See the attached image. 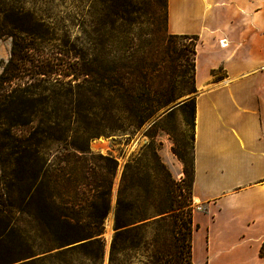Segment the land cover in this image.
<instances>
[{"label":"rangeland","instance_id":"obj_1","mask_svg":"<svg viewBox=\"0 0 264 264\" xmlns=\"http://www.w3.org/2000/svg\"><path fill=\"white\" fill-rule=\"evenodd\" d=\"M165 9V0H0V71L10 55L6 32L24 35L25 27L42 56L80 58L84 68L73 80L0 88V264L187 261L186 206L174 226L162 216L190 199L183 171L192 160L193 39L167 31ZM106 189L101 230L87 238L101 240L99 257L94 245L60 243L55 219L95 221L89 203L70 210L79 209L75 196ZM117 199L130 228L111 258ZM157 249L168 256L157 258Z\"/></svg>","mask_w":264,"mask_h":264},{"label":"crops","instance_id":"obj_2","mask_svg":"<svg viewBox=\"0 0 264 264\" xmlns=\"http://www.w3.org/2000/svg\"><path fill=\"white\" fill-rule=\"evenodd\" d=\"M166 11L169 33L196 38L191 262L264 264V0Z\"/></svg>","mask_w":264,"mask_h":264},{"label":"trees","instance_id":"obj_3","mask_svg":"<svg viewBox=\"0 0 264 264\" xmlns=\"http://www.w3.org/2000/svg\"><path fill=\"white\" fill-rule=\"evenodd\" d=\"M165 7H166V0H165ZM165 21L167 20V11L165 9L164 13ZM4 30V28H0V31ZM24 33V35H17L13 30L6 32L11 36V47H10V55L8 60L3 64L2 69L0 71V88H6L7 85H11L12 82L16 81L17 83H21L24 81H37V82H46L49 78L50 79H60L64 78L66 76L72 75L70 80L76 79L79 77V75L84 74V68L83 63L81 62L80 58H75L72 63H58L56 62V58H53L49 55H43L36 50V47H34L31 44V34L33 32L28 29V27L22 28L20 30ZM183 36V38L187 37V35H180ZM193 39V42L190 44V51H191V64H192V80H193V66H194V53H195V41L196 38L191 36ZM45 57V58H43ZM24 80V81H23ZM192 119H193V103H192ZM191 124L193 125V121H191ZM103 158V157H101ZM109 160L108 158H106ZM184 165H186L185 160L180 157ZM111 161V160H109ZM115 169H116V162H115ZM184 174L187 176L189 174V180H187V192L190 195V199L186 203H177L174 204L171 202L169 208L165 210L163 213L170 212L167 214L168 216H162L163 219H169L168 222L172 224V226L175 225L177 217H179V214L182 213L183 208L186 206V213L187 217L184 222L185 231L183 233L184 240V248L186 255L188 257L185 264H192L191 262V235L193 230V224H192V198H191V184H192V160H191V169L188 173L185 169ZM122 179H124V174L122 175ZM183 182H186V180L182 179ZM71 189L79 188V181L78 180H71ZM180 189V188H179ZM109 192L108 190H102L98 193H93L92 195L87 196H75V202L73 203L72 208L78 207L79 209L70 210L73 212H79L78 210H82L85 203H89V206L91 208H98L97 211H95L94 218L95 221H85L80 218H77L71 214L63 213L60 217H57L55 219V236L57 240L60 241V243H68L72 241H79L77 244L73 246L74 248H84L88 245H94L96 247V253L94 254L95 257H99V254H101L102 251V243L99 238H93L88 239L92 236V234L99 232L101 230L102 224H103V218L106 215L108 208H109V202H108V196ZM120 195V190H119ZM100 201V204L95 202V200ZM127 209L129 207L127 206ZM141 220V219H140ZM129 223L127 222V218H124L120 215V200L117 199L116 208H115V217H114V229H116V233L114 231V236L111 242V258L112 255L115 252V244L116 239L118 236L122 235L124 232H126L130 227H127ZM134 227V226H133ZM52 234V233H51ZM86 239V240H85ZM174 239V237H173ZM178 239V238H177ZM85 240V241H82ZM175 241V242H174ZM175 248L179 250L180 243H176V240H173ZM169 243V242H168ZM176 243V244H175ZM170 244V243H169ZM168 251H169V246ZM181 251H178L177 258H179V253ZM261 255H264V246L262 247L260 251ZM157 258L161 255L167 254L161 252V250H156L154 253ZM169 254V253H168ZM171 257L172 255L169 254ZM2 263V262H1ZM176 264V262L174 263Z\"/></svg>","mask_w":264,"mask_h":264}]
</instances>
